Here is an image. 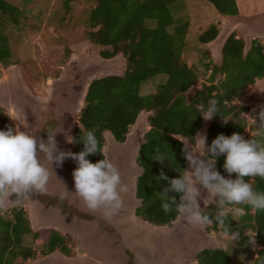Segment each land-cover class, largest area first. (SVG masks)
<instances>
[{"label": "trees", "instance_id": "obj_1", "mask_svg": "<svg viewBox=\"0 0 264 264\" xmlns=\"http://www.w3.org/2000/svg\"><path fill=\"white\" fill-rule=\"evenodd\" d=\"M195 1L211 7L220 18L264 13V0ZM182 5L183 0H95L85 37L98 48L101 59L110 60L120 55L125 68L120 75H105L90 81L78 113V125L70 134V151L79 153L84 145L76 141L85 131H95L102 154L98 152L86 159L96 163L105 159L106 134L123 144L140 114H146L148 130L135 160L141 170L135 180V196L140 202L135 217L155 227H171L179 216L175 209L169 213L162 209L159 194L168 183L158 181L157 177L161 171L170 179L183 174L186 162L182 155L183 143L187 141L195 146V136L204 125L208 146L218 135L230 137L233 133L264 144V136H257L256 128L247 131L246 121L241 117L251 107L237 103L256 80L264 79V45L252 41L245 51L244 39L232 32L220 48L219 64L210 60L205 62L209 55L204 52L196 65L188 66L183 53L190 21L188 15L180 12ZM23 15L19 8L0 0V65L6 66L10 57L4 32L9 26H18ZM218 34L217 25L210 23L197 36V44L207 45ZM200 78H204L200 87L186 95ZM157 79L152 93H142L144 85ZM212 99L219 101L218 111L204 124L198 105L207 106ZM8 121L9 114L0 106V130L9 128ZM157 150L166 158L163 164L155 161ZM224 160V155L216 158V170L225 178L235 179L234 174L229 177L224 170ZM245 179L254 191L264 192V178ZM169 195H175L179 203V194ZM242 207L244 214L239 215L236 222H232V215L228 217L230 228L239 233V239H231V243L239 253L250 252L253 246L248 242L255 239L258 250L252 264H264V211ZM204 210L214 214V201ZM204 227L206 231L222 232L216 225ZM24 237L41 242L35 247L24 245ZM73 245L68 235L57 230H33L28 214L21 209L0 214V264H21L27 259H35L40 253L55 251L71 255ZM193 259L196 264H234L229 253L221 247H206Z\"/></svg>", "mask_w": 264, "mask_h": 264}, {"label": "rangeland", "instance_id": "obj_2", "mask_svg": "<svg viewBox=\"0 0 264 264\" xmlns=\"http://www.w3.org/2000/svg\"><path fill=\"white\" fill-rule=\"evenodd\" d=\"M5 1L19 8L24 13L18 26H9L4 32L10 57L6 66L0 65V106L9 114L7 127L15 129L17 126L21 131L35 135L40 128V123L46 120L47 113L45 111L47 109L57 113L65 112L63 114L69 117L70 126L60 132V137L62 135L65 136V141L68 143L67 139L70 142V134L73 127L78 125V113L83 106V98L90 81L105 75H120L125 68L124 60L120 55L110 60L101 59L98 56V48L92 46L85 37L86 31L89 29V17L95 0ZM180 12L183 15H188L190 21L186 37L187 47L183 53V58L188 66L196 65L204 52L209 55V59L207 58L205 62L210 60L215 64H219L220 48L224 40L232 32H235L237 37L244 39L245 51L249 49L252 41H258L264 45V13L252 15L251 17L220 18L214 14L211 7L195 0H183ZM210 23L217 25L219 34L211 43L200 46L197 44V36ZM209 73H206L205 79ZM204 78H200L197 84L188 90L186 95L192 94L196 88H199ZM157 83L158 79L153 83L150 82L144 85L142 93H152ZM54 96L57 97L56 100H53ZM75 102H77V105L74 104ZM237 103L240 106L251 107L249 111L242 114L258 117V110L261 106H264V79L256 80L249 87L246 96ZM253 109L256 111L253 112ZM242 114L241 117L247 124V131L255 128L252 120L245 118ZM204 124H206V120H204ZM257 124H259L258 119ZM147 130L146 114L142 113L122 146H110L108 135L106 134V154L110 147L107 155L108 159L117 150L121 152L120 157L131 164V168H128L127 176L134 175V177L132 176L134 186L136 177L141 174V170L137 167L135 161L137 150ZM198 133L205 135V125ZM245 139L248 140L247 138ZM184 143H187V141H184ZM63 151H70V148L68 147ZM70 160L71 162L67 163L68 160L65 159L60 167L62 169L61 172L68 173V170L71 172L70 175H72L76 166L72 162L74 160ZM187 169L188 162L186 161L185 170ZM55 174L54 172L53 178L56 177ZM57 177H62V175L58 174ZM58 181L54 187L55 190H58V195L52 194L51 197L44 196L42 199L51 202V211L56 212L57 215L60 213L64 215L67 211H71L73 203L76 204L80 212L84 213L89 210L83 201L74 195V185H70V182L66 183L63 180L62 182L69 193L62 198L61 194L64 192V185L60 182V178ZM201 193L202 197L199 202L203 209L212 200L209 199L204 206L203 199L207 197V193L203 189H201ZM30 208L29 205H25V210L30 211ZM238 217L239 215H232V222H236ZM135 225L137 228L134 236H141L142 238H153V235L154 237L157 236L156 232L153 231H167L166 228H169H154V226L141 222L136 217ZM173 225L171 227L174 228L167 232L172 233V237L170 239L169 237L166 238L169 239L167 243L169 251L173 252L175 250L173 247L175 246L176 248L180 247L178 249L179 252L173 256L174 263L175 261L178 262L177 260L179 259L185 260L183 255H181L183 252L189 255L187 258H191L190 262H192L194 261L193 255L202 250V248L221 247L229 253L234 264H252L254 253L258 250L256 246L252 245L253 248L250 252L239 253L232 245L231 239L225 237L222 232L206 231L205 227H192L185 222L181 215L177 217ZM66 235L73 240L74 248L76 242H81V244L83 242L82 237L84 235L79 236L78 233L75 236H71L70 233H66ZM205 240H207L208 244L206 246L201 245ZM35 241L31 237H24L23 239L24 245H33V247L41 242L40 240ZM94 244L96 247L97 243ZM102 248L104 250L103 253H98V250L84 251L83 247H78L76 255L79 259L80 255L90 252L91 254L93 253L92 258L94 261L98 260L99 262L101 261L100 255H103L101 259L104 258L106 261L117 258L116 256L112 257L111 253L108 254L105 251V247ZM161 257L157 258V264H168ZM91 261L87 260L86 264H91Z\"/></svg>", "mask_w": 264, "mask_h": 264}, {"label": "clouds", "instance_id": "obj_3", "mask_svg": "<svg viewBox=\"0 0 264 264\" xmlns=\"http://www.w3.org/2000/svg\"><path fill=\"white\" fill-rule=\"evenodd\" d=\"M218 104V100L212 99L207 106L203 103L198 105L204 120L210 121L216 116ZM242 115L252 120L257 136H264V106L260 107L258 117ZM61 131L49 129L47 139L44 140L21 131L17 126L15 129L9 127L7 130H0V207L9 203L10 195L15 197L16 202H20L30 199L34 193H46L53 164L59 167L65 159L70 158L77 163V168L72 173L74 195L89 210H103L106 218L111 217L122 207L121 193L127 191L118 169L108 159H101L96 163L86 159L98 152L102 154L94 130L85 131L76 141L84 145L79 153L58 149L55 137ZM206 141V135L197 133L194 141L196 147L182 142V155L188 162V169L182 170L183 174H179L178 178L170 179L163 171L160 172L157 180L168 183V187L159 194L161 206L165 213L175 209L192 227L216 225L225 237L238 240L239 233L229 226V215H243L242 206L264 211V192L254 191L245 179L256 176L264 178V144L253 138L246 140L239 133H233L230 137L220 134L210 146ZM67 142L71 143L68 139ZM40 155H43L50 167L41 162ZM221 155L225 156L224 170L229 177L234 174L235 179L225 178L216 170V158ZM165 160V156L157 150L155 161L163 164ZM201 189L207 193V197L203 199L204 206L209 199L214 201V214L201 208ZM68 193L64 185L62 198ZM170 193L179 194V203L176 196L169 195ZM248 243L255 246L256 241L251 239Z\"/></svg>", "mask_w": 264, "mask_h": 264}, {"label": "flooded vegetation", "instance_id": "obj_4", "mask_svg": "<svg viewBox=\"0 0 264 264\" xmlns=\"http://www.w3.org/2000/svg\"><path fill=\"white\" fill-rule=\"evenodd\" d=\"M57 95H55V96H57ZM55 96L53 97V100H56L57 97H55ZM74 104L77 105V102H75ZM45 113H47L46 114V120H44L40 123V128L38 129V131L35 134V136L37 138H42V139L46 140L47 139V131L49 129H55L57 131H60V130L67 129V127L70 126L69 125L70 124L69 117H67V115L63 114L65 112L57 113L55 111L47 109V111H45ZM55 139L57 141V147L59 150L63 151L64 149L66 150L68 148V143H66V141H65V136L62 135L60 137V132L57 133ZM39 158H40L41 162L45 164V166L50 167V165H48L47 162L44 160L43 155H40ZM67 160H68L67 163L71 162V160L69 158H67ZM69 164H71V163H69ZM52 167H53V173L54 172L56 173L55 174L56 177H54L55 178L54 179L53 173H52V175L50 176L49 182H48V190L46 193H44V194L34 193L30 196V199L23 200L20 202H16L15 197L10 195L8 198L9 203H7V205L4 207H0V214L1 215L11 214V211L15 208L21 209L24 212H27V214L29 215L28 217L30 218V221L32 220L31 226H32L33 230L54 229V228H50L51 226L48 227V224L57 223V226L59 227V229L65 231V232H69V233L74 232L75 235L78 233L79 236L84 235L82 237V240H83L82 244L83 245L81 244V242L80 243L76 242L75 248H74L75 253L71 254V255H65V254H62L58 251H55V252L49 253V254L40 253V254H38V256L35 259H27L25 261V263L21 262V264H86L87 260H90V261L92 260L91 264H108V263L112 264L113 262H116L118 264H122V263L134 264L132 262L133 254L128 249L123 250V256L126 257V259H127L126 261L123 259H120L119 257H117L115 260L110 259V261H106L104 258L101 259V257H103V255H100V260H101L100 262L98 260L94 261V259L92 258L93 253L91 254L90 252L80 255V258H79L80 260L78 259L77 255H76L78 247L79 248L83 247L84 251H87V250L88 251H94V250L99 251V250H103L102 247H105L106 252H108V251H111L110 249L114 246L115 241H117V239H118L119 235L116 232L115 228L106 219H104L103 216H101V214H100L101 212L99 213L98 210L97 211L88 210V211H85L83 213V212L78 211L76 204L73 203V208L71 209V211L70 210L67 211L64 215L61 213L59 215H55V214L53 215V214L48 213V216L44 215L43 217H42V215H40L41 212H43L42 208H45V207L49 208V206H50V209H51V202H49L47 200L44 201L42 199L44 198V196L51 197L52 194L58 195V190H55L54 187L56 186V182L58 181L59 178H60L61 182L63 180V181H66V183L70 182V185H74V183H73L74 180L72 178V175H70L71 172H69L68 170H67L68 173H66L64 171L61 172L62 171L61 167L60 166L57 167L55 164H53ZM58 174L62 175V177H57ZM63 174H64V177H63ZM59 192L61 193V191H59ZM20 203H21V205H20ZM25 205H29L31 207L30 211H27V209L25 210ZM66 219H68V221H69L68 223L64 222ZM178 222H180V221H178ZM35 226H37V227L35 228ZM174 227L166 228L167 231H161V232L160 231H153V232H156L157 236L154 237V235H153L152 237L155 240H161L160 236L167 234V232H170ZM161 228H163V227H161ZM94 229L96 232L94 231ZM54 230H57V229H54ZM57 231H59V230H57ZM165 239H167V238L165 237ZM94 243H97L96 247H95ZM207 244H208L207 240H205L203 243H201V245H204V246H206ZM204 248H206V247H204ZM204 248H202V249H204ZM126 252H127V254H126ZM181 255H183L185 260L179 259V260H177L178 262L175 261L174 264H193V263H195V261L190 262L191 258H187V257H189V255H187V253L183 252V253H181ZM104 260L106 261V263ZM168 260L170 261V259H168Z\"/></svg>", "mask_w": 264, "mask_h": 264}, {"label": "water", "instance_id": "obj_5", "mask_svg": "<svg viewBox=\"0 0 264 264\" xmlns=\"http://www.w3.org/2000/svg\"><path fill=\"white\" fill-rule=\"evenodd\" d=\"M108 141L110 142V146L118 147L124 144L115 142V140L110 135H108ZM109 148L107 154L104 150L105 159H108L107 155L109 153ZM120 153L121 152L117 150V152H115V154L108 160H110L118 169L121 175V181L124 185H126L127 191L121 193V199L123 201L122 207L114 215L106 218V220L115 228L119 235L114 246L110 249L111 251H108V254L111 253L110 255L112 257L116 256L126 261V257L123 256V250L128 249L133 254L132 262L134 264H157V258L161 256V258L165 259V262L168 264H174L173 256L179 252L178 249L180 247L177 246L178 248H176V246H172L175 249V252L169 251L170 249L167 247V243L172 237V233H167L163 236H160L161 240H155L150 237L142 238L141 236H134L137 228L135 225V210L139 205V200L135 196L136 189L132 181V176L134 177V175L130 177L127 176L129 171L128 168H131V164L127 161H124V158L120 157ZM102 211L103 210H101V212ZM165 237H169V239H165ZM103 251L104 250H99L98 253H103ZM169 258L171 259L170 261L168 260Z\"/></svg>", "mask_w": 264, "mask_h": 264}, {"label": "crops", "instance_id": "obj_6", "mask_svg": "<svg viewBox=\"0 0 264 264\" xmlns=\"http://www.w3.org/2000/svg\"><path fill=\"white\" fill-rule=\"evenodd\" d=\"M107 135H109V134H107ZM107 142V141H106ZM125 143V142H124ZM105 148H106V145H105V147L103 148V154H105L104 153V150H105ZM105 156V155H104ZM136 160V159H135ZM74 162V161H73ZM75 166H76V164H75V162L73 163ZM77 168V167H76ZM137 178V177H136ZM136 180V179H135ZM73 192H75V188H74V191ZM42 211L43 212H41V214L40 215H42V217L45 215H47L48 216V213L49 214H55V215H57L56 214V212L54 213L53 211H51V209H50V207L48 208V207H45V208H42ZM99 213L101 212V211H98ZM101 214V216H103V218L104 219H106V217H105V215L103 214V211L100 213ZM29 220H30V218H29ZM32 221V220H31ZM31 221H30V223H31ZM65 223H68L69 221H68V219H66L65 221H64ZM51 226V227H50ZM48 227H50V228H54V229H57V230H59V232H61L62 234H65L66 235V233H69V232H65V231H63V230H61V229H59V227L57 226V223H50V224H48ZM157 228H159V227H157ZM74 232H72V233H70L71 234V236H75V234H73ZM112 264H118V263H116V262H113Z\"/></svg>", "mask_w": 264, "mask_h": 264}]
</instances>
